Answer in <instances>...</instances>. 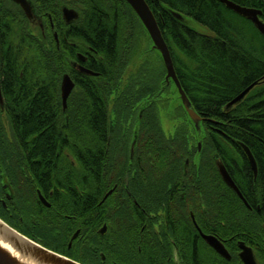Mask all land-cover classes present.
<instances>
[{
	"label": "flooded vegetation",
	"instance_id": "flooded-vegetation-1",
	"mask_svg": "<svg viewBox=\"0 0 264 264\" xmlns=\"http://www.w3.org/2000/svg\"><path fill=\"white\" fill-rule=\"evenodd\" d=\"M33 1L29 0L33 4L35 21L27 17L19 3L14 0H0L2 56L7 53L12 41L9 31L22 27L28 32L30 28L31 34L37 35L39 46L45 48L46 32L51 30L59 55L56 59L57 68H61L64 62L69 70L63 73L52 90L55 108L59 110L57 116L60 118L61 109L68 108L69 101L72 103V111L75 112L84 109L85 105L89 108L92 104L91 97L96 96L101 102L104 130L102 137L89 135L86 138L91 141L86 154L80 151H63L59 140L54 152V157L58 158L57 162L52 160L51 154L35 150L38 148V145L32 144L35 137L27 138L22 145L24 150L21 168H10L7 183L1 184L4 194L0 196V206L7 213V219L1 214L0 217L24 234L23 230L35 228L38 209L40 213L49 211L62 216L57 205L60 200L67 197L68 191H81L84 188L85 194L80 196L79 193L77 200L75 197H71L69 201L65 200L78 207L76 210H70V214H64L72 223L71 227H65L67 234L70 233L67 246L63 248L67 254H60L72 259L74 258L68 254H83L91 264H136L138 257L133 258L136 253L145 254L147 264H192V250L195 249V246L192 250L189 247V239L192 238L195 244L201 247L206 260H214L215 264H246L241 257L243 252L248 255V264H264V199L259 201L251 197L254 196L253 188L261 168L259 158L253 155L257 165L255 175L251 161L240 146V141L236 140L235 145L239 146L241 151L224 157L220 153L221 144L216 136L212 135L219 131L216 126L218 121H207L196 109L202 118L205 132L203 149L201 148L198 157L194 155L192 162L189 157L184 158V151H188L187 141L192 140L198 152L196 133L190 127L189 115L180 96L181 103H177V99L175 101V84L171 78L166 79L167 71L163 59L153 57L155 54L148 50L147 44L144 49L141 46V56L130 62L127 59H115L111 63L108 59H100L95 55L97 50L91 45L88 44L80 50L73 41H68L70 30L77 26L74 22L79 18L67 22L62 15L63 23L57 28L51 19L47 25L46 11L44 8L37 9ZM64 7L74 8L62 5L61 14ZM246 7L264 12L263 7ZM8 15H11V18ZM144 36V41L148 42L149 46V38L145 33ZM62 42L72 47L71 59H61ZM158 66L162 71L158 72ZM120 68L125 69L128 80L132 77L131 85L135 84L137 87L106 91L94 90L90 86L78 87L91 84L93 77H99L107 70L112 72L110 76L117 77ZM64 74H68L75 84L65 108L62 98ZM122 75L121 77L125 78L126 73ZM263 76L264 73L260 77ZM1 92L3 105L0 104V124L7 128L9 121L5 119L6 104L2 84ZM75 123L76 121L73 125L76 126ZM181 124L189 126L193 137L158 136L150 131L146 136H139L141 125H146V128L160 127L164 132L171 134ZM164 149L169 151H158ZM164 155L168 159L165 172L162 171V162L158 161ZM83 156L88 158V162L92 159L88 169L80 162ZM99 157L101 161L98 164L93 158ZM63 158L68 160L72 169H67L64 178L57 173L48 175L45 170L36 168L43 167L48 161L61 165ZM220 163L225 166L243 197L224 181L219 170ZM249 172L252 176L251 185L247 180L245 188L243 182L248 178ZM195 173L200 175L197 180L199 200L193 203L194 208H191L187 197L190 180ZM143 175L150 177L155 192L148 200L141 198ZM222 182L240 198V202L222 199ZM16 186L22 190L28 219L15 214ZM97 188L100 193L98 198H95L94 192ZM224 196L229 197L228 193ZM29 201L31 205L27 206ZM223 204L237 205L233 210L227 206L230 208V218L234 216L235 221L222 220ZM241 214L245 217H239ZM16 221L21 224L15 226L13 222ZM77 231L78 235L73 238ZM206 237L219 241L224 246L225 253L215 249ZM78 238L80 242L83 241L82 250L77 243L74 244Z\"/></svg>",
	"mask_w": 264,
	"mask_h": 264
},
{
	"label": "trees",
	"instance_id": "trees-1",
	"mask_svg": "<svg viewBox=\"0 0 264 264\" xmlns=\"http://www.w3.org/2000/svg\"><path fill=\"white\" fill-rule=\"evenodd\" d=\"M146 1L160 25L169 46L177 75L194 108L207 121H218L216 126L219 131L212 135L216 136L221 144L220 153L224 157L238 154L241 148L235 145L236 140L245 143L253 155L259 158L261 168L255 183L256 186L253 188L254 196L251 197L259 201L264 199V84L252 89L237 107L224 110L229 101L260 79L264 73V34L259 32L252 21L236 13L219 0ZM232 1L264 9V0ZM33 3L37 9L44 8L47 13L45 22L48 25L51 19L56 28L63 23L62 5L74 7L79 11V19L74 22V25L77 26L70 30L68 41H73L80 50L89 44L97 50L95 54L97 57L108 59L111 63L115 59H127L130 62L141 56V36L143 33L146 35L147 33L125 0H34ZM168 8L191 17L196 23L205 27L209 33H203L182 23L168 11ZM261 16V20L264 21V12ZM8 17L11 18V15ZM28 29V32L24 31L22 27L19 30L9 31L12 40L10 48L4 56L1 54V84L7 107V109L5 107V119H8L9 125L7 124L6 128L5 125L0 124V195L4 193L1 184L7 183L8 170L12 167L21 168L24 150L22 145L27 138L35 137L32 142V144L38 145L35 150L51 154L52 160L56 162L58 158L54 157V152L59 140L63 151L71 153L80 151L84 154L89 151L88 145L91 142L87 139H77L75 125H73V122L76 121V111H72L70 101L66 110L61 109L60 118L57 116L59 110L55 108L52 90L63 73L69 70L64 62H62L61 68H57L56 59L59 55L51 30H47L46 45L45 48H41L37 35L31 34L30 28ZM61 44V59H71L73 57L72 47L67 43L65 45L62 42ZM124 70L120 68L117 77L110 76L111 71L107 70L99 77H93L91 84L78 87L90 86L94 90L105 91L137 87L135 84L131 85L132 77L130 76L128 80L127 72ZM123 73H126L125 78L121 77ZM94 93L97 94V91ZM91 100L92 104L89 108L85 105L84 109H80L78 112L80 125L88 136L102 137L104 128L101 102L96 96L95 98L91 97ZM190 127L195 133V129ZM149 131L158 136L189 135L193 137L189 126L184 124H181L171 134L164 132L160 127L146 128V125H141L139 136H146ZM95 141L97 142V140ZM186 143L188 151H184L183 157H189L192 162L194 155L198 157L200 152H196L197 147L192 140ZM158 151L167 153L169 150ZM166 158L167 156L164 155L158 159L162 162V171L164 172L168 162ZM87 159L86 156H83L80 162L83 163V167L88 169V164L92 159L89 162ZM93 160L98 163L101 158H93ZM62 161L61 165L48 161L43 167L37 166L36 168L45 170L48 175L57 173L64 178L67 169H72L67 159L63 158ZM191 169L193 168L191 167ZM195 174L190 180L187 197L191 208H194L193 203L199 200L197 180L200 175ZM251 179L252 176L249 172L248 178L244 179L243 187L246 188L248 181L251 185ZM194 183L195 186H193ZM15 189L17 192L14 203L15 214L28 219L29 215L26 214V203L22 190L17 186ZM84 191L82 188L81 191L70 190L67 192V197H63L57 204L58 211L62 216L49 213V211L40 213V209H38L35 228L23 230L24 234L49 249L67 254L63 248L67 246L70 233L67 234L65 227H71L72 221L68 220L64 214H70V210H76L78 206H73L65 200L69 201L71 197H75L77 200L79 193L80 196H83ZM99 193L100 190L95 189V198H98ZM154 193L150 177L143 175L141 198L151 199ZM225 193H228L229 197L224 196ZM222 195V199L240 202V198L223 182ZM29 204L31 205L30 201L27 206ZM227 206H230L232 210L237 207L236 204H227ZM227 206L222 205V220L235 221L234 216L230 218V208L228 209ZM2 209L4 208L2 207ZM239 217L244 218L245 216L241 214ZM82 242L78 238L74 244L77 243L82 250ZM189 242L191 250L195 246L194 251L192 250V264H215L214 260H206L201 247L196 245L192 238L189 239ZM136 254L133 255L134 259L138 257L136 264H147L145 254ZM68 255L85 264H91L83 254Z\"/></svg>",
	"mask_w": 264,
	"mask_h": 264
},
{
	"label": "water",
	"instance_id": "water-1",
	"mask_svg": "<svg viewBox=\"0 0 264 264\" xmlns=\"http://www.w3.org/2000/svg\"><path fill=\"white\" fill-rule=\"evenodd\" d=\"M15 2L19 3L27 17L35 21V12L33 10L31 2L29 0H14ZM223 3L226 4L227 7L233 9L238 14L246 17L250 21L253 22V24L256 26V28L264 34V21L261 20L260 15L262 14V11L256 8H250L246 6H242L240 4H237L233 2L232 0H221ZM125 2L132 8V10L137 15L138 19L140 20L144 30L146 31L147 35L150 38L151 42V50H154L157 54L161 56V58L164 61V64L166 66V79L169 80L170 78L174 81L175 89L178 92L180 99L182 101V104L187 111L190 120L194 123V126L196 130L200 132L201 128V117L195 110L190 98L188 97L187 93L183 89L176 73V69L174 66L173 58L169 49V46L167 42L165 41V38L163 36L162 30L160 28V25L151 9L149 4L146 0H125ZM168 11L179 21L186 24L189 27L197 29V27L191 26L188 22L190 20H193L190 17L185 16L184 14L175 11L171 8H168ZM63 18L67 22H72L74 20H77L79 18V12L74 8L64 7L62 11ZM194 21V20H193ZM198 30V29H197ZM0 66H1V42H0ZM264 84V76L252 84H250L247 88H245L242 92H240L237 96H235L231 101H229L225 107L224 110H230L235 107H237L239 104H241L247 95L251 92L252 89H254L256 86ZM74 82L71 79V77L68 74H64L62 79V98H63V106L64 108L67 105V98L69 94L71 93ZM0 104L3 105V97L1 92V75H0ZM240 146L248 156L249 160L252 163L254 174L257 175V165L256 160L253 156V153L251 152L250 148L243 142H240ZM202 147V141L198 142V152L201 151ZM219 170L220 173L224 179V181L233 188L241 197L242 194L240 190L238 189L237 185L229 175L227 169L225 166L220 163L219 164ZM4 205L6 203L4 202ZM0 220L2 223L6 224L11 232L16 233L19 237L17 238L19 242H21L23 245L26 246L24 241L30 242L32 244V254L35 258L39 259L43 263L46 264H83L81 262H78L68 256H65L63 254H60L52 249L47 248L46 246L42 245L41 243L32 240L31 238L25 236L21 232L17 231L16 229L12 228L9 224H7L5 221H3L1 218ZM0 223V227L3 228V224ZM11 232H6L11 234ZM79 231H77L73 238H75L78 235ZM208 241L211 242L213 247L217 249L219 252L225 253L224 246L217 240H215L212 237H206ZM72 240L70 241L71 244ZM18 245V244H17ZM228 256V255H227ZM242 259L245 261L246 264L249 262L248 255L246 253L241 254ZM0 264H23L21 263L17 258H14L10 253L5 251L3 247L0 246Z\"/></svg>",
	"mask_w": 264,
	"mask_h": 264
},
{
	"label": "bare ground",
	"instance_id": "bare-ground-1",
	"mask_svg": "<svg viewBox=\"0 0 264 264\" xmlns=\"http://www.w3.org/2000/svg\"><path fill=\"white\" fill-rule=\"evenodd\" d=\"M0 223L2 221L0 220ZM3 228L0 227V246L10 253L14 258H17L23 264H46L35 258L32 254V244L30 242L24 241L26 244L23 245L18 241L19 237L16 233L11 232L8 226L4 223ZM11 232V234L6 232ZM18 244V245H17Z\"/></svg>",
	"mask_w": 264,
	"mask_h": 264
},
{
	"label": "rangeland",
	"instance_id": "rangeland-1",
	"mask_svg": "<svg viewBox=\"0 0 264 264\" xmlns=\"http://www.w3.org/2000/svg\"><path fill=\"white\" fill-rule=\"evenodd\" d=\"M190 19H191V17H190ZM191 26H193V27H197V29L199 30V31H201V32H203V33H209V31L205 28V27H203V26H201V25H199L198 23H196L195 21H193V20H190V22H188ZM145 36H144V33H143V35L141 36V42H142V46H143V49H144V46H146V44H147V46L146 47H148V50H150V51H152L155 55H153V57H157L158 59H162L161 58V56L159 55V54H157L154 50H151V42H150V38H149V36H147L148 38H149V46H148V42H145L144 41V38ZM147 59H148V57H147ZM159 70H161V67H159L158 66V72H159ZM162 71V70H161ZM174 93H175V101H176V99H177V103H181L180 102V99H179V95H178V92L176 91V89L174 88ZM80 110V109H79ZM79 110H77L76 112H75V120H76V126H75V133H76V137H77V139L78 140H83V139H86L87 137H88V134L86 133V131H84L85 132V134H84V132H83V129L81 128V125H80V121H79V116H78V112H79ZM189 121H190V123H191V126L195 129V135H196V141H197V143L199 142V141H202V149H203V139H204V137H205V132H204V127H203V124L201 123V130H200V132L198 131V130H196V128H195V126H194V123L190 120V118H189ZM86 137V138H85ZM195 141V142H196ZM4 194V193H3ZM3 194L2 195H0V196H3ZM0 214H1V216H3L5 219H7V213L4 211V209H2V207L0 206ZM1 218L3 221H5L6 222V220H4V218ZM7 223V222H6ZM14 223V225L16 226L19 222L18 221H16V222H13ZM7 224H9V223H7ZM10 225V224H9ZM11 226V225H10ZM12 228H14L13 226H11ZM25 235V234H24ZM25 236H27V235H25ZM27 237H29V236H27ZM30 238V237H29ZM32 239V238H31ZM32 240H34V239H32ZM35 241H37V240H35ZM37 242H39V241H37ZM40 243V242H39ZM76 257H78V256H76Z\"/></svg>",
	"mask_w": 264,
	"mask_h": 264
}]
</instances>
